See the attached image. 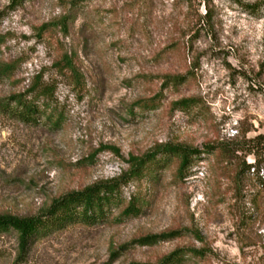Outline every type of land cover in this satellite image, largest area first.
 I'll return each instance as SVG.
<instances>
[{"label": "rangeland", "instance_id": "374dc122", "mask_svg": "<svg viewBox=\"0 0 264 264\" xmlns=\"http://www.w3.org/2000/svg\"><path fill=\"white\" fill-rule=\"evenodd\" d=\"M0 64V98L37 74L52 89L36 124L0 109V214L41 212L161 143L200 151L180 173L176 156L151 163L23 261L3 232L0 264H157L182 248L177 264H264V149H238L264 133V0H0ZM132 196L141 211L124 215Z\"/></svg>", "mask_w": 264, "mask_h": 264}, {"label": "trees", "instance_id": "16d2710c", "mask_svg": "<svg viewBox=\"0 0 264 264\" xmlns=\"http://www.w3.org/2000/svg\"><path fill=\"white\" fill-rule=\"evenodd\" d=\"M18 1L11 0L14 4ZM69 16L64 15L63 19H68ZM62 24L64 25V22ZM64 66L73 68L70 56L65 55ZM10 71L8 65L0 64V78L10 73ZM40 79L41 75L37 74L24 90L0 98V109L18 121L28 124H36L41 117L49 116L45 101L48 99V95L51 94L52 89L41 85ZM41 97H43L42 100ZM186 101L187 99H181L177 103ZM239 141L241 144L238 149L250 147V142L253 143L252 147L259 146L260 151L264 149V133L248 137L243 142L242 140ZM199 153L198 149L183 144L161 143L159 148L133 158L129 169L122 172L117 178L97 181L81 189L68 191L59 198L54 199L41 212L22 216L11 213L0 214V235L11 230L17 233L19 248L17 260L23 261L30 250V245L42 235L53 230L62 229L67 224L82 222V220L94 221L100 219L105 215L108 205L119 196L121 185L129 180H139L151 163L160 164V159L176 156L178 158L177 170L180 173L191 161V156ZM247 153H251V150L248 149ZM243 163L247 169L250 168V163ZM141 206L139 200H135V197L132 196L122 213L124 215L137 214L141 211ZM173 235L175 234L172 232L145 235L138 239L137 243L140 245L153 244ZM184 254L183 248L174 250L162 257L157 264H177Z\"/></svg>", "mask_w": 264, "mask_h": 264}]
</instances>
